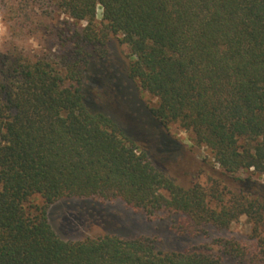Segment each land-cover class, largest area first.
Masks as SVG:
<instances>
[{
	"label": "trees",
	"instance_id": "16d2710c",
	"mask_svg": "<svg viewBox=\"0 0 264 264\" xmlns=\"http://www.w3.org/2000/svg\"><path fill=\"white\" fill-rule=\"evenodd\" d=\"M48 2L63 14L44 27L55 52L8 48L0 57V264H264V184L241 175L264 176V0ZM112 38L127 60L121 69ZM132 90L154 105L135 112ZM171 124L218 167L189 161L204 184L182 187L166 175ZM71 199L120 201L191 237L245 216L255 246L66 240L48 213Z\"/></svg>",
	"mask_w": 264,
	"mask_h": 264
},
{
	"label": "rangeland",
	"instance_id": "374dc122",
	"mask_svg": "<svg viewBox=\"0 0 264 264\" xmlns=\"http://www.w3.org/2000/svg\"><path fill=\"white\" fill-rule=\"evenodd\" d=\"M47 2L48 0H0V57L8 48L31 57L47 51L55 52L56 41L44 33L46 31L44 27L54 26L62 20L63 14ZM79 25L84 26L85 23L81 22ZM109 49L112 63L123 67L127 60L115 38L110 40ZM133 93L132 107L135 109L142 110L144 107L154 105L155 99L149 94L136 91ZM135 109L133 110L137 112ZM128 123L131 126L136 125L131 120ZM166 132L171 141L175 142L166 147L163 144L167 158L160 162L166 175L182 187H187L192 182L204 184L205 174L194 172L195 169L189 161L191 159L203 161L204 164L218 169L209 152L204 147L196 145L191 134L178 124L169 125ZM160 145L162 146L161 141ZM173 145H178L179 148ZM241 175L264 184V176L252 170ZM48 217L55 232L66 240H79L101 234H117L124 237L144 235L154 239L157 248L165 251L210 244L216 240L235 243L241 248L246 247L248 251H253L255 246L252 227L245 216H240L223 229L210 227L205 234L198 237L179 235L172 228L170 218L148 221L143 214L127 208L120 201L99 203L79 199L61 200L50 207ZM223 262L246 264L240 259L227 257L223 258Z\"/></svg>",
	"mask_w": 264,
	"mask_h": 264
}]
</instances>
